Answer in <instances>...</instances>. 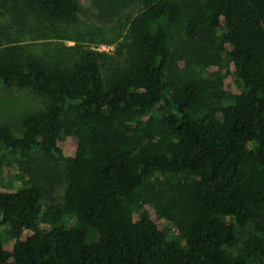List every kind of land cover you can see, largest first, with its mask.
<instances>
[{
	"label": "trees",
	"instance_id": "trees-1",
	"mask_svg": "<svg viewBox=\"0 0 264 264\" xmlns=\"http://www.w3.org/2000/svg\"><path fill=\"white\" fill-rule=\"evenodd\" d=\"M81 2L0 0V84L49 102L0 126V166L25 164L0 191V264H264V0H92L125 18L112 53L24 44ZM230 66L232 100L205 76Z\"/></svg>",
	"mask_w": 264,
	"mask_h": 264
},
{
	"label": "rangeland",
	"instance_id": "rangeland-1",
	"mask_svg": "<svg viewBox=\"0 0 264 264\" xmlns=\"http://www.w3.org/2000/svg\"><path fill=\"white\" fill-rule=\"evenodd\" d=\"M132 11L135 10H131L130 12ZM62 27L66 31V34H59V29L55 30L54 28H49L46 31L48 33L47 40L36 41L37 43L34 44L33 38L35 36L33 37V34H30V31L27 29L29 34L26 33L27 35L23 39L24 44L35 45L37 49L36 52L42 54L43 51L47 52L51 48L50 46L60 47L63 44L64 46H73V42L64 41L65 36H71L75 38L80 45L90 46L95 50L106 44L105 46H110L109 53H112L116 40L122 36L126 30L125 18L122 15H116L107 20L100 18L99 11L92 3V0H82L80 11L69 24ZM11 33H14V31ZM44 45H48V47L44 48ZM49 53L52 52L49 51ZM205 76L214 77V79L220 77L222 84L219 88L221 92L226 94L225 96L229 100H232L233 96L238 92L235 83L237 76L232 66L229 68L210 67L205 73ZM48 103L46 98L29 89L7 87L0 84V126L10 127L13 133L19 136L23 116L31 112L44 110ZM58 148L64 156L72 155L75 150V139H61ZM56 157H58V153L54 154V158ZM24 167V161L18 156H11L6 160L3 165L0 166V191H6L11 188V186L15 188L18 184L17 182L21 181V178L25 176L22 170ZM55 196L58 197L57 194H55ZM158 224L164 234L172 238L178 247L186 248L183 239L178 235L176 229L172 225H168L164 222H159Z\"/></svg>",
	"mask_w": 264,
	"mask_h": 264
},
{
	"label": "built area",
	"instance_id": "built-area-1",
	"mask_svg": "<svg viewBox=\"0 0 264 264\" xmlns=\"http://www.w3.org/2000/svg\"><path fill=\"white\" fill-rule=\"evenodd\" d=\"M110 47V46H109ZM108 46H101L99 49H97V51H100V52H106V53H109V48Z\"/></svg>",
	"mask_w": 264,
	"mask_h": 264
}]
</instances>
